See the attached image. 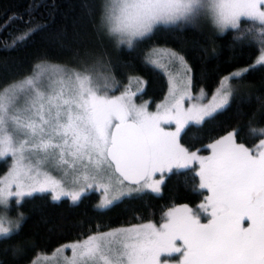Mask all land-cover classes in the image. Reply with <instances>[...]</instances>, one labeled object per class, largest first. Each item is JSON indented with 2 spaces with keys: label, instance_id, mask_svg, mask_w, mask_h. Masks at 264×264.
Segmentation results:
<instances>
[{
  "label": "snow or ice",
  "instance_id": "1",
  "mask_svg": "<svg viewBox=\"0 0 264 264\" xmlns=\"http://www.w3.org/2000/svg\"><path fill=\"white\" fill-rule=\"evenodd\" d=\"M200 19L219 33L244 32L251 38L248 46L264 52V0H105L101 25L110 38L132 48L158 26L195 27ZM242 19L259 28L241 29ZM36 30L29 27L22 39ZM233 39L243 42L245 36ZM161 58L178 63L184 75L173 78L170 99L156 112L134 102L139 93L108 95L119 85L109 86L113 77L103 53H85L76 68L37 63L32 74L0 86V158L14 161L0 178V208L8 210L13 199L19 208L22 198L34 193L76 203L98 186L103 198L96 207L107 209L123 198L160 194L166 173L196 162L198 187L210 192L199 210L186 204L173 207L159 226L135 224L62 245L57 253L72 252L70 258L62 257L63 264H169L177 254V264H264V139L247 147L237 143L241 129L236 128L207 145V156L180 143L187 125L213 119L233 100L243 104L254 99L232 82L264 65V55L223 77L208 103L202 91L192 94L191 69L183 55L166 50ZM246 115L249 135L264 137V127L253 126L255 113ZM166 124H174L175 131L166 130ZM49 164L61 178L45 170ZM201 212L207 214L206 223ZM25 219L22 212L15 219L0 215V243L18 235ZM8 251L23 255L16 244Z\"/></svg>",
  "mask_w": 264,
  "mask_h": 264
},
{
  "label": "trees",
  "instance_id": "2",
  "mask_svg": "<svg viewBox=\"0 0 264 264\" xmlns=\"http://www.w3.org/2000/svg\"><path fill=\"white\" fill-rule=\"evenodd\" d=\"M105 0H0V86L28 76L41 62L78 66L96 45L101 28L102 5ZM11 18V19H10ZM30 22V23H29ZM29 27L37 28L22 39ZM259 28L258 24L241 21V29ZM243 35V42L234 36ZM242 31L219 33L208 25L158 26L154 32L135 43L132 48L109 49L111 73L117 81L130 74L143 75L146 80L144 97L154 101L164 97L167 79L164 73L146 62L147 52L157 46L182 53L193 71V86L212 93L223 75L251 66L261 51L250 44ZM16 46L12 47L13 42ZM241 93H251L250 103L233 100L231 106L201 125L190 124L182 133V143L189 149L207 152L206 146L221 136L240 128L237 142L247 147L258 145L264 137L248 133L249 115L255 113V127H264V65L250 68L240 81ZM258 98V99H256ZM0 163V174L6 169ZM196 166L175 169L169 173L160 195L147 192L123 198L107 209L96 207V192L73 203L68 198L54 201L49 193L26 197L18 208L12 204V215L22 212L26 217L18 235L2 238L0 261L8 264H29L40 252L52 251L63 243L108 228L147 220H158L169 207L188 204L196 210L205 198L199 187ZM23 247V255L5 252L10 245Z\"/></svg>",
  "mask_w": 264,
  "mask_h": 264
},
{
  "label": "rangeland",
  "instance_id": "3",
  "mask_svg": "<svg viewBox=\"0 0 264 264\" xmlns=\"http://www.w3.org/2000/svg\"><path fill=\"white\" fill-rule=\"evenodd\" d=\"M203 25H208V26H211L212 28H214L212 26V24L206 19H200V20H198L196 22V26L200 27V26H203ZM120 46L122 47L124 45H120L117 42V39L110 38L107 35L106 31L103 29L102 25H101V28L99 29L98 41H97L96 45L94 46V48H92V51L89 54L96 55V54L103 53L105 55V57H106V60L108 62H110V68H111L112 59L113 58H112V55H110L109 49H112L111 47L119 48ZM125 47H127V46H125ZM166 50L175 51V50H173V49H171L169 47L157 46V47H154V48L150 49L147 52L146 57H145V60H146L147 63H149L151 66H153L154 68L158 69L162 73H164V75L166 76L167 84H168L167 85V91H166V93H165V95H164V97L162 99L153 102V100L151 98L144 97L143 92L145 91L147 80H146V78L143 75H140V74H130L128 76V78L125 79V81H117L116 78L111 73V76L113 77V79L109 81V86L110 87H116L117 85H119V87H117L116 91L108 92V95H110V96H118V95H121L122 93H124L125 91H129V92H132V93H139L138 95L133 97L134 102L137 105H141V104L146 105L147 106V110L149 112H156L157 111V107L159 105L164 104L166 100L170 99L169 91H170V88L172 86L173 78L177 77L178 75H184V69L178 63H167L166 60L161 58V54L164 51H166ZM176 52H178V51H176ZM180 54L183 55L182 53H180ZM261 55H264V52L261 51L260 54L257 56L256 60ZM185 60H186V58H185ZM256 60H255V62H256ZM154 61L156 63H154ZM186 62L188 64L189 68L191 69L190 73H188V75L191 76V92H192L193 95H200V93L202 91L204 93V100H203L204 103H208L211 100L212 95L215 94L216 89L220 86V83H221L223 77L229 76L231 73H233L235 71H242L243 69L250 67V66H246V67L238 68V69H235V70H233L232 72H230L228 74L223 75L221 80H220V82H219V84H218V86L214 89V91L212 93H208L204 88H199V89H195L194 88V86H193V71H192V68H191V65L189 64V62L187 60H186ZM255 62L253 64H255ZM51 64H57V63H51ZM58 65H64V64H58ZM65 66H67L69 68H76L77 67V66H69V65H65ZM111 71H113L112 68H111ZM232 83H234V81ZM188 106H189V101L185 100L184 101V107L187 108ZM163 127H165V129L168 130V131H175V125L174 124H166V125H163ZM186 127H185V129H186ZM183 131H182V133H183ZM182 133H181V137H182ZM181 137H180V143L183 144ZM221 137H223V136H221ZM237 143H239V142H237ZM189 150L190 151L199 150L198 154L201 155V156H207V155L211 154L209 149H208L207 152H203L200 149H194V150L189 149ZM2 161L3 162L5 161L7 164H6V169L0 174V178H3L4 176L7 175V173L10 171L11 165L14 162L13 158H11V157L0 158V163ZM191 166H196V171H197V175H198V172H199L198 163L193 162L190 165V167ZM175 169H183V168H174L173 170H175ZM45 170L50 171L53 176H55L57 178H61L60 177V173L58 171H56V170H53L52 167H51V164H49ZM168 174L169 173H166L164 175V177H163L164 178V182H165L166 177H167ZM160 178H161L160 174H157L156 177H155V179H160ZM162 190H163V185L161 186V193H162ZM201 190H205L206 193H205L204 200L200 204L205 203L206 197L208 195H210V192L208 190H206V189H201ZM13 191H15V188H13ZM92 192H96L99 195V200L97 202V205H98L100 203V201L102 200V198H103V192L99 190L98 186H97V188L95 190H90L88 192V194L92 193ZM35 194H41V193H34L33 195H35ZM49 194H50V196L52 195L51 193H49ZM160 194H158V195H160ZM25 198L26 197L22 198L21 202ZM63 198H67V197H63ZM63 198H61V199H63ZM13 203L16 204L14 199L12 201H10V207L12 206ZM182 205H185V204L173 205V206L169 207L165 212H167L169 209H171L173 207H180ZM186 205H188V204H186ZM188 206L190 208H192L194 211L199 210V208L196 210L194 207H192L190 205H188ZM9 209L5 210L3 208H0V215H5V216H7V217H9L11 219H15L17 217V215L10 214ZM165 212H163V214ZM163 214L160 215V218L158 220H154L153 219V220H147V221H142V222L131 223V224H128V225H123V226H116V227L108 228V229H105V230H100V231H97V232H93V233H91L89 235H93V234H96L98 232H107V231L115 230V229L122 228V227H128V226H131V225L148 223V222L155 223L157 226H159L161 223H163V219H162ZM201 222H205V223L207 222V214H205L203 212H201ZM245 226H247V221L245 222ZM89 235H86V236H84V237H82V238H80L78 240H74V241L63 243V244H61L60 246H58L57 248H55L52 251L40 252L35 257V259L33 261H31L29 264H63L62 257L70 258L71 255H72L71 250L70 249H65L62 253H57L55 250L60 248L62 245L70 244V243L77 242V241H82V240L86 239ZM177 260H178V254L176 256L170 258L169 264H177Z\"/></svg>",
  "mask_w": 264,
  "mask_h": 264
}]
</instances>
